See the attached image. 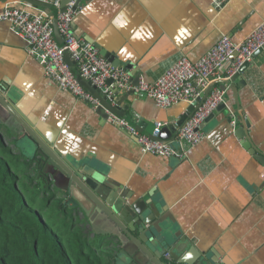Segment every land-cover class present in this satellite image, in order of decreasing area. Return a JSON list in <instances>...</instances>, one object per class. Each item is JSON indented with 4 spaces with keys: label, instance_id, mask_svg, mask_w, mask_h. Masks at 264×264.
<instances>
[{
    "label": "crops",
    "instance_id": "1",
    "mask_svg": "<svg viewBox=\"0 0 264 264\" xmlns=\"http://www.w3.org/2000/svg\"><path fill=\"white\" fill-rule=\"evenodd\" d=\"M216 1L81 0L72 29L116 57L121 69L131 65L140 80L152 83L179 58L196 62L223 36L240 43L264 20V0H226L222 7ZM6 3L0 2V15ZM247 64L243 85L236 92L224 90L225 109H214L200 124V143L184 159L160 158L142 153L127 131L48 80L40 61L28 54L27 43L0 20V87L9 106L79 176H100L95 187L100 196L109 186L150 203L155 212L149 211L154 215L152 243L176 246L178 261L188 264H264V162L246 148L250 144L264 156V48ZM71 70L78 78L76 68ZM222 81L212 82L213 88L224 86ZM128 91L121 89L123 95ZM126 100L121 103L124 115L144 135L155 123H175L188 107L177 103L160 109L135 92ZM7 134L30 163L26 155L33 147L11 117L0 123V136ZM53 178L58 187L49 191L62 199L59 187L72 183L59 171ZM91 214V223L80 218L120 251L127 237L104 215Z\"/></svg>",
    "mask_w": 264,
    "mask_h": 264
},
{
    "label": "built area",
    "instance_id": "2",
    "mask_svg": "<svg viewBox=\"0 0 264 264\" xmlns=\"http://www.w3.org/2000/svg\"><path fill=\"white\" fill-rule=\"evenodd\" d=\"M225 2L226 0H217L216 5L222 7ZM52 5L58 8L60 0H54ZM75 5L73 0L68 2L65 11L57 16V30L63 39L62 47L53 38V18L46 10L29 6L20 8L10 3L5 5L0 20L8 22L12 31L27 43L28 54L40 61L48 80L92 108L99 105L98 101L82 88L65 61V54L76 68L79 78L102 90L105 96L110 95V87L106 83L112 80L116 87L134 90L139 97L151 100L158 108L167 109L177 103L193 104L212 82L228 80L264 48L262 20L240 43H234L223 36L198 61L191 62L188 58L181 57L156 81L148 83L140 80L137 87L132 88L126 71L113 68L94 46L75 35L72 23L80 11V7L75 8ZM226 62H230L229 67L221 75L220 70ZM223 95L224 91L212 88L208 97L170 142L158 140L160 130L165 126L163 123H155L151 134L144 135L123 118L113 114L109 115L107 121L133 136L144 154L166 159H184L188 149L204 138L199 129L200 124L220 103H224ZM164 256L168 257V254Z\"/></svg>",
    "mask_w": 264,
    "mask_h": 264
},
{
    "label": "water",
    "instance_id": "3",
    "mask_svg": "<svg viewBox=\"0 0 264 264\" xmlns=\"http://www.w3.org/2000/svg\"><path fill=\"white\" fill-rule=\"evenodd\" d=\"M8 1L19 2L25 6L51 12L53 18V38L59 47L63 46V39L57 30V16L59 13H63L65 11L67 3L71 0H60L58 8L53 7L52 3L54 0H0V2L3 3ZM80 2L81 0L76 3L75 8L79 7ZM76 36L84 39L87 43L94 46L98 50L99 55L107 60L113 68L121 69L120 61L97 43H94L90 39L80 35ZM64 59L70 68L74 66L73 63L70 62L67 54H65ZM247 65L248 64H244L228 80L222 81L224 86L219 89L224 91L226 87H229L236 92L235 87L243 85L240 81V77L247 68ZM123 70L126 71L131 78V87H137L140 81L139 71L131 65H127L123 68ZM76 79L82 88L98 101L99 105L95 110L102 119L107 121L109 115L113 114L117 117L123 118L128 124H133L131 116L124 115L126 107L123 111L121 109V103H128L126 97L134 94V90L128 91L123 95L121 89L116 87L112 80H108L106 85L110 87V95L107 97L103 94L102 90L91 86L89 82L80 79L79 76ZM213 87L214 84L210 85L205 92L199 95L193 104L188 105L186 111L180 116L179 120L161 128L158 140L166 142L173 141L178 131L208 97ZM1 92L0 87V123L4 124L5 121L11 117L23 128L25 138L33 147L31 156L26 155V158L30 160V168L36 171L37 177H40L46 187L51 189L52 187H58L53 178L55 171H59L66 175L70 179L72 185L67 187V189L59 187L65 194L62 198V203L68 209L74 210L79 216L87 218L89 223L92 222L90 218L93 215L91 213L104 215L123 235L127 237V243L120 246V251L116 257V264H188V262L178 261L176 255L178 248H176V246L156 247L155 244L152 243L154 235L150 226L155 212L152 206H149L150 203L143 201L141 198L134 199L133 195H129V193L125 191H120V189L112 190L109 186L107 187L108 192L105 197L100 196L96 192L95 187L99 184L98 181L101 180V177H97L93 174L90 177L87 176L83 178L79 176V173L73 170L72 167L67 166L68 164L59 159L58 155L51 151L49 147L45 145L20 119V117L3 98ZM224 106L225 103H220L214 110V113H217L218 109L221 107L225 109ZM164 132H168L165 139L162 138V134H164ZM246 148L256 158L264 162V156L258 155L256 150L250 144L246 146ZM149 211L153 214L149 213ZM134 233H137V236H135ZM165 254H168V257L164 258Z\"/></svg>",
    "mask_w": 264,
    "mask_h": 264
},
{
    "label": "trees",
    "instance_id": "4",
    "mask_svg": "<svg viewBox=\"0 0 264 264\" xmlns=\"http://www.w3.org/2000/svg\"><path fill=\"white\" fill-rule=\"evenodd\" d=\"M11 139L0 136V264H116L118 244L49 191Z\"/></svg>",
    "mask_w": 264,
    "mask_h": 264
},
{
    "label": "rangeland",
    "instance_id": "5",
    "mask_svg": "<svg viewBox=\"0 0 264 264\" xmlns=\"http://www.w3.org/2000/svg\"><path fill=\"white\" fill-rule=\"evenodd\" d=\"M18 168H19V169H23V166H21V167H20V166H18Z\"/></svg>",
    "mask_w": 264,
    "mask_h": 264
}]
</instances>
